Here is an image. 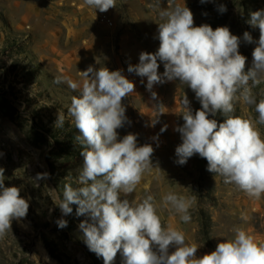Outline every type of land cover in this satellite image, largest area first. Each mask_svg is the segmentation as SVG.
I'll return each instance as SVG.
<instances>
[{"label":"rangeland","instance_id":"rangeland-1","mask_svg":"<svg viewBox=\"0 0 264 264\" xmlns=\"http://www.w3.org/2000/svg\"><path fill=\"white\" fill-rule=\"evenodd\" d=\"M176 4L193 12L194 26L208 24L214 30L228 26L241 37L245 71L251 68L260 32L246 21L251 12L264 9V0H173ZM222 4L227 8L224 13L218 11ZM167 5L168 0H116L115 8L100 12L84 0H0V168L5 169V186L20 187L21 196L30 198L27 217L13 220L12 230L0 238V264H104L79 228L87 217L77 216V205L64 216L53 201L63 198L66 184L80 186L84 160L83 148L75 140L79 130L67 112L79 91L54 79L64 76L80 82L79 71L90 66L121 70L135 83L134 92L123 100L128 122L117 129L118 138L138 134L139 146L152 144L155 149L154 167L126 198L139 203L153 195L163 226L183 231L186 242L199 247L198 258L233 239L238 227L264 241V194L251 198L236 185L224 183V177L209 172L207 160L198 154L185 165L175 162V149L182 143L175 129L184 123L185 95L193 112L201 108L191 88L179 80L157 84L153 98L147 79L128 72L130 64L139 63L141 52L158 50V27L163 22L159 12ZM246 31L253 43L243 40ZM158 71L164 72L163 63ZM253 91L257 103L264 100V82ZM59 112L65 115L63 127H55ZM232 115L258 118L254 105L241 102ZM210 118L218 123L225 119L219 113ZM165 125L167 130L161 133ZM256 126L264 136V125ZM43 172L49 178L37 185L33 178ZM168 192L195 198L189 223L163 206L162 197ZM242 213L247 220L241 219ZM60 218L67 220V227H58ZM113 264H124L122 253Z\"/></svg>","mask_w":264,"mask_h":264},{"label":"clouds","instance_id":"clouds-1","mask_svg":"<svg viewBox=\"0 0 264 264\" xmlns=\"http://www.w3.org/2000/svg\"><path fill=\"white\" fill-rule=\"evenodd\" d=\"M84 4L107 12L116 7V0H84ZM218 11L226 12V5H220ZM159 16L163 22L158 27V50L141 52L139 63L130 64L128 72L147 79L146 88L153 98L157 95L152 91L155 85L179 80L200 102L201 108L193 112L187 95L183 98L184 123L175 129L182 143L175 149V162L185 165L198 154L207 160L209 172L259 199L264 194V136L256 125H264V100L257 103L253 89L264 82V9L251 12L246 21L260 32L247 71V57L239 51L241 37L232 34L228 26L215 30L208 24L194 26L193 12L173 5V0H168ZM243 40L254 42L247 31ZM158 61L164 65L163 73L158 71ZM79 74L80 82L64 76L54 79L56 84L65 83L79 91L67 112L79 130L75 140L83 148L84 160L78 175L80 186L66 184L63 198L59 203L53 201L64 216L72 213L71 205H77V216L87 217L79 228L89 249L102 257L104 264H113L118 252L124 264H264V241L255 240L243 228L234 229L233 239L220 242L214 251L198 258L199 247L187 243L183 231L163 226L153 195L139 203L126 198L154 167L152 144L139 146L134 133L118 138L117 129L128 122L123 100L134 92L135 83L121 70L106 67L96 70L90 66ZM237 102L254 105L257 120L232 115ZM218 113L225 117L222 123L210 118ZM64 122L65 115L59 112L55 127H63ZM166 130L167 125L161 133ZM153 139L158 141L159 134ZM4 172L0 168V238L12 230L13 220L27 217L30 207V198L21 196L20 187L5 186ZM47 178L49 173L43 172L33 179L39 185ZM194 199L168 192L162 203L189 223ZM247 218L241 214V219ZM57 224L63 229L68 222L60 218Z\"/></svg>","mask_w":264,"mask_h":264}]
</instances>
